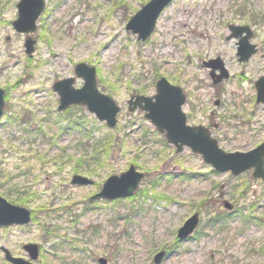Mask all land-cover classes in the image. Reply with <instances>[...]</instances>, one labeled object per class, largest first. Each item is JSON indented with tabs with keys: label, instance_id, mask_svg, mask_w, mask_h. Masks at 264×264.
<instances>
[{
	"label": "rangeland",
	"instance_id": "374dc122",
	"mask_svg": "<svg viewBox=\"0 0 264 264\" xmlns=\"http://www.w3.org/2000/svg\"><path fill=\"white\" fill-rule=\"evenodd\" d=\"M19 1L0 0V195L35 217L0 227V264H12L2 248L30 259V242L40 246L35 264H100L101 257L155 264L161 250L167 256L158 264H264V180L253 169L217 171L188 147L177 152L127 103L132 94L154 95L165 77L186 94L188 124L208 127L225 151L263 142L255 82L264 76V0H173L146 41L126 24L150 0H46L34 33L12 24ZM231 26L252 32L257 52L247 61H239ZM218 58L229 77L213 84L207 63ZM81 62L96 68L100 90L121 106L115 128L83 105L58 110L53 84L75 77L81 87ZM93 146L111 151L92 157ZM131 165L146 174L135 195L88 201ZM75 174L93 183L73 185ZM196 212L195 232L179 240V228Z\"/></svg>",
	"mask_w": 264,
	"mask_h": 264
},
{
	"label": "water",
	"instance_id": "95a60500",
	"mask_svg": "<svg viewBox=\"0 0 264 264\" xmlns=\"http://www.w3.org/2000/svg\"><path fill=\"white\" fill-rule=\"evenodd\" d=\"M173 0H150L139 11H137L127 22L126 29L137 34L138 39L145 41L154 32L157 21L165 8ZM45 0H20L18 3V17L13 21V26L19 32L33 33L37 30L36 21L45 8ZM233 36H241L238 46L240 61L248 60L257 50L255 45L249 43L252 36L251 30L246 26H231ZM246 33L244 36L243 33ZM35 39L27 36L25 40L26 52L31 55L34 51ZM220 62V65H215ZM212 67L211 76L213 82L219 83L223 78L228 77L221 59L212 60L207 63ZM219 69L220 74H215ZM77 77L83 79L81 87H75V78L69 77L54 83V90L60 96L58 110L62 111L74 104L85 105L99 120L105 121L111 128L118 123L120 106L106 93L99 90L97 84L96 68L86 63H78L75 67ZM257 102L264 103V76L256 81ZM5 90L0 88V117L3 114L5 105ZM186 95L183 89L174 85L162 77L157 81L156 94L147 96L143 94L133 95L129 101V111L137 108L145 111V117L149 119L163 133L167 141L173 144L177 152L184 149V146L191 148L195 153L201 154L206 163L211 164L217 171L230 170L238 175L253 168V176L264 179V141L249 151L227 152L222 149L218 141L212 137L205 126H192L187 123V116L182 110L185 104ZM144 178V173L131 165L128 170L120 175H111L103 184L102 190L93 195L90 201L105 198L113 200L132 196L137 190L139 183ZM72 184L89 185L93 180L75 174L71 180ZM230 209L232 206L227 203ZM31 221V211L25 207L11 204L5 197L0 195V226L14 224L23 225ZM199 223V213L188 218L178 230V237L181 240L187 239L196 229ZM24 248L30 253L33 260L39 257V246L35 243H28ZM6 258L13 264H34L30 260L14 257L9 250L5 249ZM165 256V251H160L155 256V263H160ZM101 264H107V259L100 258Z\"/></svg>",
	"mask_w": 264,
	"mask_h": 264
},
{
	"label": "trees",
	"instance_id": "16d2710c",
	"mask_svg": "<svg viewBox=\"0 0 264 264\" xmlns=\"http://www.w3.org/2000/svg\"><path fill=\"white\" fill-rule=\"evenodd\" d=\"M110 151H111V146H104L101 154H99L98 149L95 146H93L91 154H92V157H102L104 153L107 155L108 153H110ZM97 160H99V158H95V161H97ZM32 216L35 217L34 212L32 213Z\"/></svg>",
	"mask_w": 264,
	"mask_h": 264
}]
</instances>
